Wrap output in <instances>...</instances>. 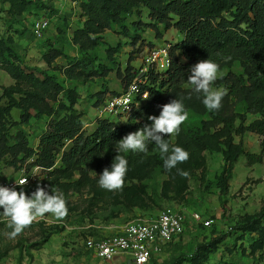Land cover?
I'll list each match as a JSON object with an SVG mask.
<instances>
[{
	"label": "rangeland",
	"instance_id": "obj_1",
	"mask_svg": "<svg viewBox=\"0 0 264 264\" xmlns=\"http://www.w3.org/2000/svg\"><path fill=\"white\" fill-rule=\"evenodd\" d=\"M84 2L0 0V41L4 42V48L7 47L9 53L16 52L25 67H35L38 71L57 75L65 89L60 102L52 103L51 115L30 121L28 127L20 126L28 133L29 144L33 148L49 123L69 113L79 115L83 130L91 132L99 119L100 104L123 89L125 69L131 66L136 70L148 49L162 44L172 45L182 38L176 29L165 31L161 25V38L155 36L153 29L144 28L137 31L139 38L132 46L135 35L133 22L149 21L147 8L140 7L124 16L125 28L111 25L110 29L105 30L102 34L105 44L99 45L93 53L89 52L93 54L95 65L99 63L112 68L106 76L99 74L82 80H65L60 75L61 69L69 61L81 57L72 37L83 26L85 18L81 7ZM40 18L47 19L49 24L42 36L36 38L31 28L33 21ZM117 44H121L118 52L107 50L109 46L116 47ZM54 51H61V56L51 61ZM229 70L236 74L242 73L238 62L229 69H221L222 76ZM21 87L18 81L0 68V113L11 133L22 113L15 105L22 99V94L15 89ZM68 91L76 96L70 109V99L66 97ZM236 110L242 111V106L238 105ZM105 115L116 124L125 122V118ZM257 118V115H247L244 124ZM188 119L190 123L200 125V121L206 117L190 114ZM238 123L235 121V127ZM233 140L235 143L240 141L245 152L258 154L260 151L261 137L255 133L233 134ZM173 144L174 137H171ZM151 145H148L147 154L126 153L146 159L143 163L145 175L125 182L129 190L126 197L118 192L110 200L99 199L96 194L100 188V173L95 165L89 167L87 186L68 187L70 181L78 180V174L75 173L69 180L60 179V184H42L37 182L39 177H44L39 169L28 168L26 164L11 167L5 161H0V182L24 174L29 178V183L18 187L17 191L23 188L26 195H31L38 185L45 187L50 194L52 188L59 191L62 183L68 188L63 195L68 207L66 217L57 220L51 214H45L15 238L10 236L12 228L9 227V218L0 210V264H107L93 257L91 248L95 241L119 231L126 222L137 216L150 218L165 207L183 211L187 223L184 233L164 247L157 257V264H193L196 247L214 238L219 240L217 250L208 255V261L202 264H264V245L253 251L251 244L256 236L234 228L235 223L257 216L264 207V157L260 163H248L243 154L239 155L232 165L228 189L220 192L209 183L227 165L222 145L218 150H205L203 161L198 167L189 169L186 176L175 173L171 176L165 171L153 169L150 158L153 153L159 155V151ZM193 212L199 213L203 220H210V225L194 222L190 218ZM202 252L200 249L198 253Z\"/></svg>",
	"mask_w": 264,
	"mask_h": 264
},
{
	"label": "trees",
	"instance_id": "obj_2",
	"mask_svg": "<svg viewBox=\"0 0 264 264\" xmlns=\"http://www.w3.org/2000/svg\"><path fill=\"white\" fill-rule=\"evenodd\" d=\"M145 7L148 10V22H133L135 33L131 45L134 46L139 36L138 30L151 28L157 38H161L160 26L167 31L176 29L182 38L173 43L169 49L170 66L165 73L151 77L153 88L149 89V98L140 106L133 108L127 115L125 124H116L110 117L96 120L93 130L86 133L80 116L69 113L49 123L48 128L38 136L35 148L29 144L28 133L24 127L32 120H40L44 115L53 113L52 103L60 102L65 89L57 75L38 71L35 67H25L16 52L9 53L0 41V68L18 81L22 87L15 89L22 94V99L15 105L22 111L16 127L11 133L0 113V161L11 167H38L44 177L37 182L44 184H60V179L69 180L78 174L77 181H70L68 187L88 185L89 167L95 165L101 174L110 168L118 152V141L130 132L137 131L145 124H150L149 116L160 113L158 106L169 103L173 99L181 100L189 115L206 117L200 125L190 123L189 119L181 125L180 133L174 136L175 146L184 148L189 159L177 165V168L166 170L160 155H151L150 165L153 169L165 171L173 176H186L191 168L199 166L203 161L205 150L221 149L227 165L209 184L225 192L232 177V165L241 154L248 163H260L264 157V0H85L82 3L83 26L76 30L73 42L77 45L80 58L71 60L64 66L60 75L65 80H82L87 76H106L112 68L93 61L95 49L104 43L102 34L111 25L124 26V16L134 10ZM128 35V31H126ZM121 44L108 47L110 52H118ZM61 56V51H54L51 61ZM210 59L215 61L220 70L231 68L238 62L242 73L228 71L214 82V88H222L226 94L219 110L209 112L202 103L203 97L197 98L188 84L189 69L199 61ZM124 76V87L131 81L134 67L128 66ZM118 73V72H117ZM70 99L68 109L76 98L72 91L66 92ZM101 105V104H100ZM242 106V111L236 107ZM247 115L258 118L244 124ZM238 121L235 127L234 123ZM25 132H24V131ZM213 130V132H210ZM252 132L261 137L258 154L245 152L242 143H235L233 134ZM171 145V137L165 135ZM155 148V145H151ZM156 149V148H155ZM128 172L125 182L145 175L142 156H129ZM59 158V161H57ZM59 165H56L57 162ZM180 169L186 175H182ZM22 187V186H20ZM68 189L64 183L59 186L63 195ZM128 187L108 191L99 188L96 192L99 199L110 200L115 193L126 197ZM235 229L256 236L251 244L256 251L264 245V207L257 216L247 221L235 223ZM181 236V235H180ZM179 236V237H180ZM178 237V238H179ZM218 239L198 245L193 264L208 261V255L215 253ZM172 242V241H171ZM169 244V243H168ZM167 244V245H168ZM166 245V246H167ZM202 249V253H198ZM158 258H152L150 264H157Z\"/></svg>",
	"mask_w": 264,
	"mask_h": 264
},
{
	"label": "clouds",
	"instance_id": "obj_3",
	"mask_svg": "<svg viewBox=\"0 0 264 264\" xmlns=\"http://www.w3.org/2000/svg\"><path fill=\"white\" fill-rule=\"evenodd\" d=\"M188 84L197 98L203 97L202 103L209 112L217 111L222 106L224 91L214 88V82L223 73L220 66L213 60L199 61L189 69ZM118 94V93H117ZM116 94V95H117ZM158 116L148 117L150 124H145L137 131L130 132L120 139L116 155L110 168H105L99 176L100 188L114 191L125 185L128 172V160L122 153H148V145L154 144L163 160L166 170L177 168V165L189 159V153L180 146L170 145L167 137H174L180 133L181 125L188 120L189 112L181 100L173 99L169 103L158 106ZM120 122V121H119ZM125 124L126 121H122ZM182 175H186L180 169ZM0 210L10 220L12 228L10 236L15 238L25 228L30 226L38 217L51 214L57 220L68 215V207L63 194L52 188L51 194L45 187L37 186L31 195H26L23 188L0 186Z\"/></svg>",
	"mask_w": 264,
	"mask_h": 264
},
{
	"label": "built area",
	"instance_id": "obj_4",
	"mask_svg": "<svg viewBox=\"0 0 264 264\" xmlns=\"http://www.w3.org/2000/svg\"><path fill=\"white\" fill-rule=\"evenodd\" d=\"M48 24L44 18L34 20L31 28L33 36L40 38ZM170 47L171 45L162 44L148 49L141 63L133 71L132 79L127 86L117 95L101 103L98 118L106 117L107 114L125 118L126 121L133 108L145 103L149 98V89L154 87L151 77L154 74L165 73L169 69ZM28 183L29 178L21 174L14 179L1 181L0 186L18 188ZM190 218L204 226L210 225L211 222L203 220L197 212L191 213ZM186 223L183 211L174 207H165L150 218L137 216L126 222L119 231L95 241L91 248L92 255L98 261L107 264H149L152 258H157L161 254L168 243L184 233Z\"/></svg>",
	"mask_w": 264,
	"mask_h": 264
}]
</instances>
